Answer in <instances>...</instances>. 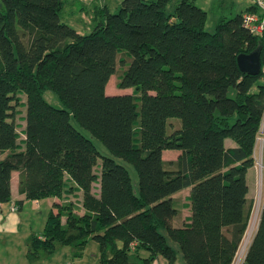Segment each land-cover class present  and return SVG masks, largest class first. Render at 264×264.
<instances>
[{
	"label": "trees",
	"instance_id": "16d2710c",
	"mask_svg": "<svg viewBox=\"0 0 264 264\" xmlns=\"http://www.w3.org/2000/svg\"><path fill=\"white\" fill-rule=\"evenodd\" d=\"M68 1L0 0V204L12 200L15 170L28 199L83 193L81 206L54 203L43 232L28 237L29 261L60 245L80 256L94 239L99 264H175L172 240L186 264H231L253 210L247 172L264 118L263 45L242 20L254 6L212 32L195 0H122L115 12L97 5L81 33L61 20L66 5L80 3ZM257 48L261 72H243L238 55ZM123 50L130 60L118 87L133 90L109 94ZM172 117L182 121L174 130ZM168 149L182 151L178 161L164 159ZM118 158L133 164L139 186ZM188 187L190 222L175 226L173 195ZM246 264H264V202Z\"/></svg>",
	"mask_w": 264,
	"mask_h": 264
},
{
	"label": "rangeland",
	"instance_id": "374dc122",
	"mask_svg": "<svg viewBox=\"0 0 264 264\" xmlns=\"http://www.w3.org/2000/svg\"><path fill=\"white\" fill-rule=\"evenodd\" d=\"M99 1L97 0L95 3L98 4ZM105 1L108 0H102V2ZM69 2H71V0H69L68 3ZM102 2L100 1V4H102ZM109 2H111L110 3L111 11L115 12L118 8V5L120 4L118 2H121V0H111ZM175 2L176 0H173V4H175ZM195 2L197 5L201 6L208 12L207 29L209 31L214 32L216 31L217 25L222 17L227 19L233 16L234 14L239 13L247 6H250L252 0H224V2H222L221 0H195ZM72 6L75 9V13L73 15H69L68 14L69 6L66 5V7L60 11L61 20L63 22L72 25L81 33L88 32V29L86 28L89 27V26L87 27V23L90 22L89 18L87 16L83 17L82 20L77 18L78 15L80 16L78 12L80 6L77 3H74ZM123 51L126 52L127 54L121 53L119 54V58H122L125 61L127 60V63L125 65L124 63H121L119 61L118 69L116 70V73L112 75L107 85V92L109 93H121L127 91L131 92L133 90V88L125 89L118 87L119 77H120L119 75H121L122 72L125 69H127L130 60L129 58L130 53L126 50ZM126 57L128 59H126ZM44 96L46 99L50 101V103H52L56 107H61V108L63 107V103L58 98L56 93H54L53 91L47 90ZM21 97L23 98V101H25V95H21ZM18 109L20 111V114L18 115L17 121L21 124L23 123L22 117L26 114V106L25 105L18 106ZM72 120L73 123L80 129H82L86 135L91 136L89 131H87L82 126H80L75 118H73ZM170 121H176L173 123L170 130H174L175 128H177L178 123L179 126L182 125V121L178 117H172L170 118ZM19 131H21V127H19ZM21 137H23V135H21ZM93 140L101 152L105 154L110 153L107 146L101 140L94 137ZM263 153H264V147L263 149L261 148L260 150H258V154H257V161H256V166L258 168V175L256 177L257 184H256L255 193L250 198L253 200V211L257 209L259 202L262 206L264 202V163L262 157ZM118 161L126 165L128 170L130 171L134 183L136 184V186H139L138 172L136 168L133 166V164H131L130 162L126 161L123 158H118ZM94 186L99 188V185L97 186L96 183L94 184ZM185 191L186 190H184L181 193L183 194L181 198H178L179 206L181 208V214H180V218L177 220V224L179 223V221H182L184 215H186L187 213V209H186L187 207H185V205H187L188 197L185 196L184 193ZM187 191L190 192V188H188ZM20 196H22L21 193L15 194V197H17L18 199L20 198ZM71 199L72 200L70 201L74 202L76 198H71ZM19 200L22 201L23 203L22 204L23 209L21 208L20 210H18L16 207L15 209H13V206L17 205L16 201L12 204V210L13 211L18 210L15 212L19 217V221L18 224L16 225V228L10 229L3 221L4 228L3 230H0V264H31L27 256L28 237L31 236L32 234L40 235L43 232L50 211L52 210V204L50 205L47 202L48 198H46L45 200L44 199L40 200L41 203L40 206L38 202H35V200H31L28 198L19 199ZM63 202H68V200ZM169 242L176 249L178 254V259L181 262L180 264H186L179 244L172 240H169ZM74 253L75 250L71 245H60L58 248L53 249V251L47 257L40 260L38 264H99V260H100L99 244L94 239H89L86 247L83 249L82 255L76 256Z\"/></svg>",
	"mask_w": 264,
	"mask_h": 264
},
{
	"label": "crops",
	"instance_id": "0c3cea01",
	"mask_svg": "<svg viewBox=\"0 0 264 264\" xmlns=\"http://www.w3.org/2000/svg\"><path fill=\"white\" fill-rule=\"evenodd\" d=\"M72 1L73 0H71V2ZM79 1H80V3L78 2L77 4L79 6L81 4V5L85 6V7H88L89 12L88 11L82 12L80 9H78V12H79L80 16L78 15L77 18H79L81 20L83 19V17H86V16L89 18V21L90 22L87 24V27L88 26L89 27L86 28L89 31V29H91V27L94 25V19H93L94 18L93 16H94V13H95L94 11H95L97 5L100 4V1L102 2V0H100V1L98 0L99 1L98 4L95 3L97 0H93V1L79 0ZM109 1H111V0L102 2V4H106L108 6V8L110 9V3L111 2H109ZM118 3H120V2H118ZM74 13H75L74 7L72 8L71 6H69L68 14L69 15H73ZM125 89H129V88H125ZM106 91H107V88H106ZM131 92L127 91V92H121V93H131ZM107 93H109V92H107ZM109 94H116V93H109ZM22 121H23V123H21V125H22L21 126V130H23V128L25 126V120H22ZM173 122H176V121H173ZM178 126H179V123H178ZM22 135H23L22 138H24L25 136H24L23 133H22ZM226 146L227 147H235L236 146V143H235V141L233 139L227 138L226 139ZM181 154H182V151L181 150L168 149V150H165L163 152V157H164V159L166 161L172 160V161H175L176 162L178 160V157ZM255 158H256V155H255ZM256 161H257V158H256ZM263 162H264V156H263ZM257 175H258V168H257L256 163H255V165L252 166V167H250L249 170H248V172H247V180H248V185H249V193H248L249 199L255 193L256 184H257L256 183V177H257ZM19 180H20V172L17 171V170L13 171V173H12V182H11V187H12V200H11V202L4 203V204H0V230H3V228H4V222L6 223V225L10 229H13V228L15 229L16 228V225L18 224L19 217H18V215L15 212L18 211L19 208H18V210L13 211L12 210V204L15 201L19 200V199L26 198L25 193H22L20 191V183H19ZM188 188H190V187H188ZM188 188H185L183 190H180V191L176 192L173 195V198H175L178 201V198H181V196L183 195L181 193L184 190H186L184 193H185V196L188 197L187 205H185V207H187L186 208L187 209V213H186V215H184L182 221H179V223L177 224V220L180 218V214H181V208H179V210H180L179 211V214L173 220V223H174L175 226H180L181 227L185 223L190 222L188 220V217L191 216V208H190V200H189V195H190V192H191V188H190V192L187 191ZM94 191L98 193L99 192V188L95 187L94 188ZM16 193H21L23 197L20 196V198L18 199L17 197H15V194ZM179 194H181V195H179ZM82 196H83L82 191L80 189H77L73 194H68L67 193L66 195L62 196L61 198H59V197H54V198L50 197V198H48V201L47 202L50 205L52 204V208H53V205H54L55 202H63L64 200H72L71 198H76L75 201L77 202V204L79 206H81V204H82ZM35 202H38L39 203V206H40V204H41L40 203V200H35ZM178 204H179V202H178ZM81 210H80V212L84 211V210H82V211ZM55 211H56V209H55ZM180 263L181 262L178 259L175 264H180ZM153 264H168V263L164 259H158Z\"/></svg>",
	"mask_w": 264,
	"mask_h": 264
},
{
	"label": "built area",
	"instance_id": "2783aa9c",
	"mask_svg": "<svg viewBox=\"0 0 264 264\" xmlns=\"http://www.w3.org/2000/svg\"><path fill=\"white\" fill-rule=\"evenodd\" d=\"M251 5L254 6L252 10H245L243 12L242 20L244 27L249 30L250 33L257 35L261 38V42L264 50V0H252ZM261 135L257 139L255 147V155L257 158L258 150L264 147V118L260 128ZM264 156V153L262 157ZM257 205V204H256ZM15 209V206H13ZM262 205L258 203L257 209L252 210L246 231L238 246V249L234 255L231 264H246L247 254L249 246L253 240V237L258 229Z\"/></svg>",
	"mask_w": 264,
	"mask_h": 264
},
{
	"label": "water",
	"instance_id": "95a60500",
	"mask_svg": "<svg viewBox=\"0 0 264 264\" xmlns=\"http://www.w3.org/2000/svg\"><path fill=\"white\" fill-rule=\"evenodd\" d=\"M238 64L240 69L245 73L252 75L259 74L262 68L261 48H257L250 53L239 54Z\"/></svg>",
	"mask_w": 264,
	"mask_h": 264
}]
</instances>
